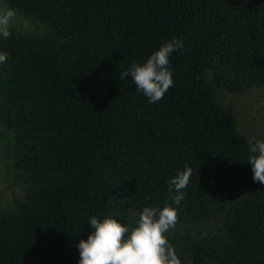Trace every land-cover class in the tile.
Returning <instances> with one entry per match:
<instances>
[{
  "label": "trees",
  "instance_id": "16d2710c",
  "mask_svg": "<svg viewBox=\"0 0 264 264\" xmlns=\"http://www.w3.org/2000/svg\"><path fill=\"white\" fill-rule=\"evenodd\" d=\"M16 12L0 65V264H78L88 220L130 229L179 213L182 264H264V185L250 140L213 101L264 85V0H0ZM172 38L173 86L148 103L131 77ZM188 165L179 205L168 180Z\"/></svg>",
  "mask_w": 264,
  "mask_h": 264
},
{
  "label": "clouds",
  "instance_id": "9594fccd",
  "mask_svg": "<svg viewBox=\"0 0 264 264\" xmlns=\"http://www.w3.org/2000/svg\"><path fill=\"white\" fill-rule=\"evenodd\" d=\"M16 18L15 10L8 8L0 12V37L11 36L10 29ZM184 41L172 38L158 49H154L143 63L132 62L120 73V79L131 77L137 91L147 97L148 103H158L173 86L169 57L173 52L182 51ZM7 52L0 51V65L6 64ZM252 179L264 185V140L252 137L249 143ZM192 169L186 164L168 180L170 199L179 205L184 199V190L190 183ZM179 213L175 207L165 202L163 207L144 206L138 212V221L131 229L112 216L98 219L90 217L92 229L87 239L79 240L78 264H182L175 247L169 242L166 233L178 223Z\"/></svg>",
  "mask_w": 264,
  "mask_h": 264
},
{
  "label": "rangeland",
  "instance_id": "374dc122",
  "mask_svg": "<svg viewBox=\"0 0 264 264\" xmlns=\"http://www.w3.org/2000/svg\"><path fill=\"white\" fill-rule=\"evenodd\" d=\"M208 84L213 101L234 116L239 131L249 140L252 137L264 140V85L244 94H234Z\"/></svg>",
  "mask_w": 264,
  "mask_h": 264
}]
</instances>
